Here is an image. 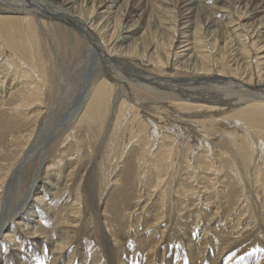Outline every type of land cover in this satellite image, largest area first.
I'll return each mask as SVG.
<instances>
[{
    "label": "rangeland",
    "instance_id": "obj_1",
    "mask_svg": "<svg viewBox=\"0 0 264 264\" xmlns=\"http://www.w3.org/2000/svg\"><path fill=\"white\" fill-rule=\"evenodd\" d=\"M22 2L18 3L19 6L22 4L24 8H36L40 12H36L37 14L51 12L38 2ZM226 5L229 6L230 2ZM49 14L52 19H47L50 23L48 36L41 33V51L45 65L48 64L45 71L34 73L29 70L32 68L18 59L15 62L18 65L11 62L12 65L10 61L8 63V59L4 57L7 55H4L0 46V183L5 178L0 216L4 211H16L17 216L24 215L29 205L27 202L23 203L22 199L26 194L32 193V187L36 186V189L45 191V200L52 203L47 213H51L48 215L53 216V221L39 226L40 234L42 230H46V233L56 236L55 230L59 232L58 236L63 235L65 241L67 237L69 243L64 253L66 256L74 255V260L80 264H118V259L122 257L130 264H142L141 261L143 264H169L175 256L180 259L181 264H236V261L245 260L251 255L255 257L256 254L260 264H264V178H261L264 175V160L261 157L264 138L262 147L257 146V157L251 169L247 171L238 158L235 157L234 160L231 157L234 150L226 139L227 134H222L221 131L233 130L234 124L227 120L224 124L216 125L220 132H209L202 125L187 121L185 116L177 113L184 111L177 110L168 116L170 122L166 127L167 131L174 132L173 127L176 126L178 132L175 136L178 139L175 142V165L163 173L158 170L159 164L153 156L157 147L159 148V140L151 149L142 151L137 140H128V133L123 128L128 127L129 123L118 125L120 127L117 130L120 132L116 134L115 126L110 124L111 112L101 120V125L99 121L84 124L85 122H79V116L75 117L78 101L84 97L96 74L103 72L105 64L115 70L116 75L124 76L130 81L131 93L138 98L145 96L140 89L144 91L145 88L141 85L147 84L150 85L146 88L152 86L157 90L153 95L162 94V91L182 95L180 91L187 90L199 99H213L221 103H224L222 97H228L227 94L230 93L232 96L228 100L248 101L258 95L264 97V87L250 88L233 79L217 82L214 79H204L199 80L198 84V80H188V73L172 77L177 80L175 82L168 72L159 73L154 66L144 61L131 60L127 65V61L109 58V62H105V52L101 51L103 49L92 36L90 38L84 27L70 24L57 13ZM153 18L155 19L152 16L151 20ZM24 66L26 74H23ZM182 79L187 80L186 83ZM40 82H44V85L41 101L38 102L35 94L38 87L35 85L40 87ZM26 100L35 101H28L27 104ZM221 103L219 104L222 105ZM205 114L209 113L202 115ZM237 127L239 129L238 125ZM204 139V143L216 147H213L212 153L223 151L229 154L228 158L222 159L225 167L221 168V161L215 156L217 161L214 157L212 159L214 167L199 165ZM189 143L191 149L187 150ZM39 145L40 150L37 148ZM259 169L261 182L255 175ZM163 177L165 181L161 180ZM6 189L11 190L13 195ZM74 202L79 213L72 211L71 204ZM32 210L37 212L39 209L36 206ZM157 219L162 220L158 223ZM101 220L115 236H110L107 240ZM16 221H20L19 218ZM59 241L60 238H56L52 248ZM44 244L31 245L30 249H41L46 246ZM42 253L44 252L39 256V264H52V257H45ZM63 260L61 264L66 263V258Z\"/></svg>",
    "mask_w": 264,
    "mask_h": 264
},
{
    "label": "bare ground",
    "instance_id": "obj_2",
    "mask_svg": "<svg viewBox=\"0 0 264 264\" xmlns=\"http://www.w3.org/2000/svg\"><path fill=\"white\" fill-rule=\"evenodd\" d=\"M22 1L43 4L48 10H51V12L48 11L49 13H57L59 16L66 18L64 20L70 22V24H78L84 27L83 29L89 33L90 38L92 36L95 42H98L99 47L103 49L101 51L105 52L103 54V58L105 59L103 61L105 62H109V58L119 59L123 62L127 61V65L131 60L144 61V63L154 66L159 73L168 72L171 78H176L181 73H188V75H186L188 80H198V84L199 80L202 81L204 79H214L216 82L219 80L224 81L233 79L239 82V84L250 88L264 87V0H0V46L3 48L4 55H7V57H4L8 59L7 62L10 61V64L14 63L16 65H18V62H15L16 59H18L32 68L29 70L37 73L36 71H45L48 66V64L47 66L45 65L46 62L43 52L41 51V33L48 36V26H50V23L47 19L52 18L49 13L37 14L36 12H40L36 8L35 11L33 8H24L21 6L22 4L19 6L18 3ZM228 2H230L231 6L226 5ZM234 15L237 17L234 18ZM152 16L155 17V19L153 18L154 20H151ZM35 60L37 61L35 62ZM12 65H10V67ZM26 67L24 68V72L20 70L23 74H26ZM21 68H23V66ZM114 71L105 64L103 72L96 74L97 76L86 89L84 97L77 103L75 117H80L79 122H85L84 124L88 123L90 125L93 122L99 121L101 125V120L105 117L107 118L108 113L111 112V117L109 118L110 124L114 125V129L117 130L118 125L124 123L127 125V123H129L128 127L126 126V128H123L127 131L126 134L128 133V140L133 139V142L134 139L135 141L137 140L136 142L140 144L142 151L151 149L158 144L157 142L159 140V148L157 147L153 156L159 164L158 170L165 173V170L168 172L169 167H174L175 165V142L178 140L176 139L177 137L175 138V136L178 135L176 126L173 127V131L175 130L174 132H169L166 129L170 122L168 118L169 115L176 113L177 110H183V113L186 114H183L181 111L177 113L183 117L185 116L184 118H186L187 121H192L198 126L202 125V127L206 128L209 132L215 133L220 132L218 131L219 127L216 128L218 124H224L228 120L230 124L235 125L234 129H221V131L222 134H227L226 139H228L227 141L230 142L231 148L234 150V155L230 153L232 155L231 157L234 158V160L235 157L238 158L243 168H245L244 170L248 171L251 169L257 157L255 155L257 146L259 145L262 147L261 144L264 138L263 96L258 95L248 101L228 100V97L232 96L230 93L227 94L228 97H222L224 103H221L219 101H213V99H210L211 101L205 98L199 99L194 96L195 94L185 89V91H180L182 95H178L174 92L163 93V91L162 94L154 93L153 95V92L157 90L155 91L152 86L146 88V86L150 84L144 85V87L136 82L145 88L144 91L140 89L145 96L143 98H141V96L138 98L132 94L133 92L131 93L132 87L130 86V81H127L124 76L116 75ZM39 76L42 75L39 73ZM32 77L33 76H31V78ZM43 78L38 79H40V81H46V79L43 80ZM175 78L172 79L176 82L177 80ZM152 81L153 80H151V82ZM186 81L184 82L186 83ZM155 82L158 83L157 81ZM41 83L42 82H40V87L35 85L38 88L32 84L34 88H36L35 94L37 101H41L44 82ZM47 83L49 84V82ZM46 85L45 82V86ZM173 87L175 88V85ZM170 88L171 87H169V89ZM245 94L246 93H244V95ZM207 96L208 95H206V97ZM31 100L28 101L30 102ZM28 101L26 100V103ZM206 112L209 114L202 115ZM223 113L224 115H222ZM129 114H131V117H129ZM220 114L222 116L217 118ZM182 120L185 121V119ZM74 127L75 126H73V128ZM86 127H88V125ZM123 129L120 130L123 131ZM117 132L120 131L117 130L116 134ZM117 136L118 135H116V137ZM204 142L205 139L203 140V143ZM190 144L191 143L186 146L187 150L191 149ZM40 145L37 147L38 150L41 149ZM213 147H210L208 143L203 144V152L199 155L200 157L198 159V162L202 163H199L201 167L212 166L214 163H212V161L215 157H219L221 168L225 167L222 159L224 157L228 158L227 156L229 154L223 151L216 154L215 152L212 153L214 150ZM35 152H37V150H35ZM40 154L41 151L39 156ZM261 157H263L264 160L263 148ZM41 162L43 163V161ZM256 174L259 178L261 174L260 169L256 171L255 175ZM261 178L263 179L264 175ZM261 178H259L260 182L262 181L260 180ZM4 179L5 178H3L0 183V202L3 198ZM161 180L165 181L166 179L164 178ZM262 182H264V180ZM35 187L36 186L32 187V191H30L32 193L26 194L25 198L22 197L23 199L21 198L23 203L27 202L29 205V209L25 211L24 215L17 216L18 212L14 210L15 212L9 213L8 211H4L0 216V264H39L41 259L39 256L42 251L45 257H52V264H61L64 258H66V263L64 264H80V262L74 260V255L68 256L67 254L66 256L64 253L69 243L67 237L65 241L63 235L61 234L58 236L59 232L55 230L53 231L56 233V236L49 232L46 233V230H42L41 234H44V236H41L39 226H43L47 221H53V216L48 215L49 212L47 213L52 203L50 204L47 202L49 200H45L46 195L43 194L45 191L43 192L41 188L36 189ZM7 191L10 192L11 190ZM15 193L17 194V192ZM10 194L12 193L10 192ZM77 199L79 200V198ZM11 205L12 204H10V206ZM47 205L49 207L46 208ZM36 206L39 209L38 211L36 210L37 212L32 210V208ZM71 206L73 212L79 213V209L76 207L75 202L71 204ZM55 212L56 210L54 209L53 213ZM259 213H261V211ZM35 217H38V219ZM17 218H19L20 221L17 222ZM29 219L30 221H28ZM161 220L162 219H159L158 223ZM101 224L103 225V231L106 234L107 240L110 236H115L111 232L112 230L110 231V227L108 228L107 225H105L104 221L101 220ZM261 229H263V227ZM56 238H60V241L52 248V243ZM104 239L102 241H104ZM42 243L46 245L43 248L41 247L42 250L38 247L36 248L37 252L36 250L33 251L30 249L31 245L40 244V246H43L41 245ZM25 244H28V247H25ZM49 252L51 253L50 255L48 254ZM256 255L255 257L254 255L248 256L245 260H238L236 264H260ZM109 259L111 260V254ZM118 260V264H130L124 257ZM141 262L143 264V261ZM181 263L182 262L177 256L169 262V264Z\"/></svg>",
    "mask_w": 264,
    "mask_h": 264
}]
</instances>
